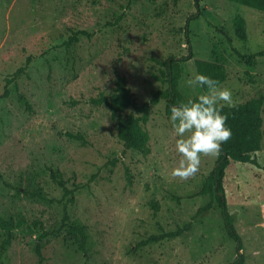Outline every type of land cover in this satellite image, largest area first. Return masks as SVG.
Returning <instances> with one entry per match:
<instances>
[{
    "label": "rangeland",
    "instance_id": "rangeland-1",
    "mask_svg": "<svg viewBox=\"0 0 264 264\" xmlns=\"http://www.w3.org/2000/svg\"><path fill=\"white\" fill-rule=\"evenodd\" d=\"M199 7L202 14L188 26L194 57L225 66L220 85L235 103L264 96V55L256 53L264 50V11L229 0H200ZM196 9L195 0H0V216L25 221L13 229L0 264L235 259L236 242L216 201L196 213L210 200L199 190L216 158L202 155L199 172L188 180L171 176L181 156L165 99L150 108L147 153L125 147L107 105L91 100L112 94L118 76L139 103L164 88L158 60L188 53L185 25ZM194 73L193 59L182 63L178 86L185 97L205 92L186 84ZM262 116L264 129V103ZM255 154L264 165V139ZM51 170L74 190L67 211ZM224 187L243 264H264V169L231 159ZM188 221L176 237L142 243ZM42 230L48 234L39 256ZM5 236L0 226V245Z\"/></svg>",
    "mask_w": 264,
    "mask_h": 264
},
{
    "label": "trees",
    "instance_id": "trees-1",
    "mask_svg": "<svg viewBox=\"0 0 264 264\" xmlns=\"http://www.w3.org/2000/svg\"><path fill=\"white\" fill-rule=\"evenodd\" d=\"M134 1V0H129ZM242 5L250 6L259 10L264 11V0H229ZM200 0H195L197 9L194 13L190 14L186 20V42L188 44V53L184 55H170L163 60H158L161 65V79L166 86L164 88L157 89L149 99L143 102H137L131 88L127 84L124 76H118L115 79V85L113 92L110 95L101 93L99 96L92 97L91 100L95 103H104L107 105L111 112L112 118L116 119L118 136L123 140L125 147L135 148L143 153H147L149 150V131L146 127V123L149 119L150 108L152 105L158 103L161 99H165L166 102V113L171 114L170 108L173 105H178L180 102H187L188 99H195L198 95L193 98L185 97L179 89V78L181 75V65L183 62L190 59L194 60L196 73L207 75L220 83L223 82L227 77V71L222 63L194 57L193 44L189 36V23L192 19L199 17L202 14V9L199 7ZM82 33H86L84 30ZM228 42L231 44L232 50L240 57L242 54L235 46L232 45L231 37L225 35ZM78 37V33H75L70 40L66 43L69 44L71 39ZM257 54L264 55V50H259ZM29 60V58H28ZM24 67L18 68L15 75L22 72ZM13 77V78H14ZM201 87V86H200ZM206 92V87H201ZM5 90L4 94H7ZM21 99L27 100L21 95ZM263 103L264 96L260 95L257 97H251L243 102L235 103L236 107L228 108L224 107L223 114H226L228 119L226 126L231 129V139L221 145V155L216 158L215 165L206 176L204 183L199 190L200 194H208L210 200L204 205L200 206L196 213L200 214L209 210L213 201H216L220 214L223 220L224 228L227 234L232 237L236 242V257L234 260L224 264H243L244 254L241 251L242 240L240 234L237 232L236 227L233 223V214L228 208L225 187H224V175L226 167L229 165L231 159H235L243 162L253 163L262 169L264 165L260 164L255 154L256 151L262 147V140L264 139L263 123ZM28 105V103H27ZM131 107L132 110L126 112V109ZM71 136L75 134L69 133ZM77 136V135H76ZM52 178L57 182L63 189V196L66 198L64 204L65 211H67V205L74 201V190L66 185L62 175L54 170H51ZM131 181L130 179H128ZM38 195H41L38 193ZM42 198L45 196L41 195ZM156 208V206L154 205ZM67 216V213L65 214ZM65 216V217H66ZM25 223L23 218L13 221L12 219H6L0 216V226L6 231V236L3 238L0 245V255L4 253L7 246L11 243L12 231L17 226ZM33 224H37L33 221ZM191 221L184 223L182 226H177L173 230L162 231L157 234H151L142 243L159 240L162 238H173L185 230L189 229ZM80 242L84 245L85 231L84 226L78 227ZM48 232L42 230L39 233L38 241L35 249L39 256H41V244L42 240Z\"/></svg>",
    "mask_w": 264,
    "mask_h": 264
},
{
    "label": "clouds",
    "instance_id": "clouds-1",
    "mask_svg": "<svg viewBox=\"0 0 264 264\" xmlns=\"http://www.w3.org/2000/svg\"><path fill=\"white\" fill-rule=\"evenodd\" d=\"M186 84L206 87V92L170 108V123L177 137L175 150L181 156L171 176L181 180L199 172L202 155L213 158L221 155V145L232 136L226 126L228 117L222 110L236 107L231 90L207 75L194 73Z\"/></svg>",
    "mask_w": 264,
    "mask_h": 264
}]
</instances>
